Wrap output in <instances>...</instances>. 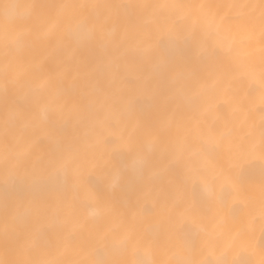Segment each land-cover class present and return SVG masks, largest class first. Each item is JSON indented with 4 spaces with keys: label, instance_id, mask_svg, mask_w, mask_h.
I'll list each match as a JSON object with an SVG mask.
<instances>
[{
    "label": "bare ground",
    "instance_id": "obj_1",
    "mask_svg": "<svg viewBox=\"0 0 264 264\" xmlns=\"http://www.w3.org/2000/svg\"><path fill=\"white\" fill-rule=\"evenodd\" d=\"M0 264H264V0H0Z\"/></svg>",
    "mask_w": 264,
    "mask_h": 264
}]
</instances>
